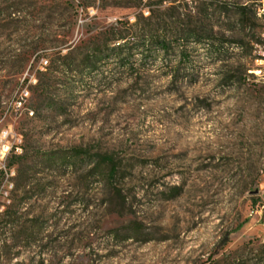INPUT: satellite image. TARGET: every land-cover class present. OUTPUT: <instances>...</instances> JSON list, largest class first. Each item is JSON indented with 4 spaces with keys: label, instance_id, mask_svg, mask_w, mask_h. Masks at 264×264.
Instances as JSON below:
<instances>
[{
    "label": "rangeland",
    "instance_id": "374dc122",
    "mask_svg": "<svg viewBox=\"0 0 264 264\" xmlns=\"http://www.w3.org/2000/svg\"><path fill=\"white\" fill-rule=\"evenodd\" d=\"M6 128L0 264H264V0H0Z\"/></svg>",
    "mask_w": 264,
    "mask_h": 264
},
{
    "label": "built area",
    "instance_id": "2783aa9c",
    "mask_svg": "<svg viewBox=\"0 0 264 264\" xmlns=\"http://www.w3.org/2000/svg\"><path fill=\"white\" fill-rule=\"evenodd\" d=\"M13 104L17 107H21L22 102L20 99H16L14 100ZM21 152H22L21 135L12 133L9 128L1 129L0 130V176H4L7 183L9 178L14 176V171L10 168H6V161L9 156L20 155ZM9 187H12V183L10 182H9Z\"/></svg>",
    "mask_w": 264,
    "mask_h": 264
},
{
    "label": "trees",
    "instance_id": "16d2710c",
    "mask_svg": "<svg viewBox=\"0 0 264 264\" xmlns=\"http://www.w3.org/2000/svg\"><path fill=\"white\" fill-rule=\"evenodd\" d=\"M243 10H245V8H243ZM183 38H184V40L185 39L186 40H189L190 39V40H193L195 42H199L201 40L198 35H196V36H193V35H189V36L188 35H185V36H183ZM122 40H124V38H122ZM150 43L152 45H154L156 49L161 50L163 53L168 52L170 50V48H171L166 41L159 40V38H156V39H152L151 38ZM228 241H229L228 234H225V236L219 242L218 247L213 252V254L216 255L217 253H219L225 247V245L228 243ZM260 261L261 262H264V260H260Z\"/></svg>",
    "mask_w": 264,
    "mask_h": 264
}]
</instances>
